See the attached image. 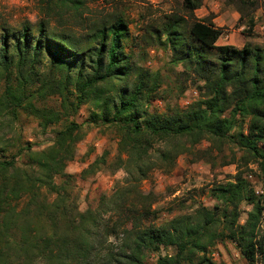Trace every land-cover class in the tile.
Listing matches in <instances>:
<instances>
[{"label":"trees","instance_id":"trees-1","mask_svg":"<svg viewBox=\"0 0 264 264\" xmlns=\"http://www.w3.org/2000/svg\"><path fill=\"white\" fill-rule=\"evenodd\" d=\"M47 1H60L78 12L85 4V0ZM184 4L191 14L201 6L200 0ZM255 4L241 0L239 7L248 17L249 29L255 26ZM128 34L127 20L114 13L83 36L70 29L52 30L41 21L35 34L25 25L2 37L0 64L10 78L0 97V113L9 111L18 120L21 111L28 110L40 117L36 119L44 128L63 125L43 150H34L30 142L22 144L20 137L14 153L5 154L9 147L0 148V264H148L149 253L163 247L175 252L160 254L156 264H224L215 262L209 251L225 240L236 243L249 264H264V197L241 170L211 189L216 200L212 207L201 205L193 214H179L159 225L146 223L157 217L156 197L140 188L157 165L151 156L156 144L163 145L158 149L160 162L171 168L178 156L192 153L205 137L234 143L242 153L240 159L258 162L264 173V45H217L223 30L211 20L188 23L185 16L169 14L156 38L172 51L171 62L200 75L206 95L184 108L158 112L150 105L162 85L160 71L143 69L132 88L119 86L134 69L125 51ZM44 49L52 76L59 72L61 78L56 86L47 78L32 91L31 73ZM14 56L17 74L9 69ZM27 64L31 67L24 75ZM54 93L61 95L63 112L48 110L49 115L42 116L32 100ZM88 101L93 105L89 118L84 122L70 118ZM84 123L118 131L119 167L127 177L113 194L101 196L96 208L80 211L68 205V180L57 183L55 178L71 177L65 168L75 158L77 132ZM23 156L28 158L19 162ZM236 159L237 152L222 165ZM50 195L56 196L51 200ZM244 202L251 209L241 222ZM104 236H116L121 243L104 252L97 246ZM197 254L201 257L195 260Z\"/></svg>","mask_w":264,"mask_h":264},{"label":"rangeland","instance_id":"rangeland-1","mask_svg":"<svg viewBox=\"0 0 264 264\" xmlns=\"http://www.w3.org/2000/svg\"><path fill=\"white\" fill-rule=\"evenodd\" d=\"M253 1L256 2L252 12L255 26L249 29L248 17L243 16L239 10L241 0H200L201 6L193 14L185 7L184 0H85L79 12L61 4L60 1L49 3L47 0H0V50L2 37L6 33L21 30L25 25H29L35 34L39 22L46 21L52 30L70 29L83 36L95 24L114 13H119L129 24L125 51L130 55L131 65L134 66L131 75L127 77L125 83H119V86L129 84L132 88L136 76L143 69L160 71L162 85L150 109L163 112L174 106L184 108L191 102L205 97L204 82L195 71L184 67L183 64L171 62L172 51L156 38L158 29L162 28L169 14L178 13L185 16L188 23L193 19H208L222 28L223 34L217 45L230 44L241 47L250 42L263 46L264 0ZM247 7L252 11L253 7L250 5ZM212 52L216 55L215 51ZM17 59L18 57L14 56L9 67L16 70L15 74L19 73ZM30 67L27 64L23 68L24 75L28 74ZM34 68L31 73L33 82L28 85L32 91L47 78L52 86H56L61 78L62 73L59 72L53 73L52 76L50 57L45 49L39 54ZM9 78V70L0 64V97L6 90ZM12 78H15V75ZM14 82L17 84L18 80L14 79ZM115 92L112 90V94ZM32 102L41 109L42 116H48V110L54 112L64 110L61 95L57 93L47 94L45 98L39 100L34 98ZM92 107V102L88 101L70 118L84 122L90 117ZM34 112L36 113L35 110ZM14 118H16L14 114L9 111L0 113V148L9 147L5 151L8 155L17 150L15 145L18 146L20 143L18 137L22 144L32 143L34 150L47 148L53 143L57 131L63 125L62 122H57L44 128L36 119L40 117L28 110L21 111L18 120ZM77 136L80 140L76 144L75 158L65 168V173L71 177L57 176L55 181L61 183L63 179L68 180L65 183L68 205L73 208L77 206L80 211H84L89 207L96 208L101 196L113 194L116 186L123 183L127 173L123 167H119L120 136L115 128L96 127L84 123ZM160 146L163 145L156 144L151 151L157 165H154L147 178L140 183L142 191L153 192L156 197L153 209L156 210L157 217L146 220L147 224L159 225L179 214H193L201 205L212 207L216 200L211 189L220 182L234 179L233 176L238 170L244 173L256 193L264 197V173L259 163L240 159L242 153L232 142L219 143L205 137L192 149V153L178 156L171 168L160 162L158 157ZM236 152L239 159L222 165L223 161L232 160ZM23 157L18 158L19 162L28 158ZM96 162L97 165L91 169V164ZM55 196L50 195V199L53 200ZM240 207L243 210L241 222H244L251 206L244 202ZM262 224L264 225V221ZM102 240L97 242V246L104 252L112 248L117 249L121 243L116 236L107 238L104 236ZM174 252L173 247H163L158 252L149 253L148 264H156L160 254ZM209 255L218 263L249 264L236 243L231 240L218 242L210 249ZM200 257L201 254H197L195 260Z\"/></svg>","mask_w":264,"mask_h":264}]
</instances>
